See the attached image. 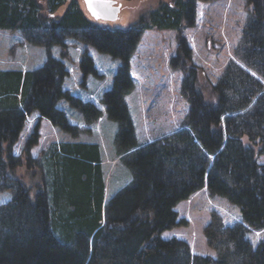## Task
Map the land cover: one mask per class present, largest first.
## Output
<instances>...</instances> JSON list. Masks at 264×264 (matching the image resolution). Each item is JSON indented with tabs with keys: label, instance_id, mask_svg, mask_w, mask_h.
Here are the masks:
<instances>
[{
	"label": "trees",
	"instance_id": "16d2710c",
	"mask_svg": "<svg viewBox=\"0 0 264 264\" xmlns=\"http://www.w3.org/2000/svg\"><path fill=\"white\" fill-rule=\"evenodd\" d=\"M197 1L162 0L127 28H112L94 21L78 0H0V28L21 30L47 51L38 75L0 69V191L12 195L0 204V264H264V238L255 245L248 236L250 228L264 229V0H248L236 49L242 63L229 64L204 91L180 33V52L171 60L184 73L189 102L180 128L139 144L124 101L133 88L130 57L143 31H182L194 23ZM70 38L122 60L102 100L119 122L116 146L130 175L108 200L100 144L55 141L37 160L31 148L40 123L25 156L42 178L33 189L17 174L22 160L14 146L27 115L37 109L61 131L79 128L57 106L74 96L63 88L67 69L52 49H66ZM82 66L97 74L91 57L84 55ZM76 100L89 123L102 116L95 102ZM204 186L236 204L242 216L229 223L210 212L203 231L215 255L195 254L187 240L162 236L187 224L176 206Z\"/></svg>",
	"mask_w": 264,
	"mask_h": 264
},
{
	"label": "rangeland",
	"instance_id": "374dc122",
	"mask_svg": "<svg viewBox=\"0 0 264 264\" xmlns=\"http://www.w3.org/2000/svg\"><path fill=\"white\" fill-rule=\"evenodd\" d=\"M78 1L90 16L85 0ZM116 1L114 5L121 3L116 18H94V21L101 26L127 28L162 0ZM247 20L248 0H198L194 23L184 27L182 31L157 28L143 31L130 57L129 74L133 88L124 97L139 144L169 134L186 122L189 102L182 92L184 73L180 67L171 64L173 56L180 52V33L192 62L200 69L198 81L204 91L208 82L218 81L229 64L242 63L237 57L236 49ZM52 54L65 64L67 74L63 78V88L74 96L69 100L60 99L57 106L79 128L71 132L54 128L37 109L27 115L17 146L15 144L16 148L14 146V153L22 160L17 174L31 183L33 189L42 178L40 168L36 164L28 165L25 156L27 141L36 123H40L38 143L31 148V156L37 160L48 149L46 144L54 139L96 140L100 143L105 170V197L108 200L127 182L130 174L128 166L120 159L116 146L119 122L107 115L106 105L102 100L106 90L113 87L122 60L73 38L67 40L66 49L57 46L52 49ZM84 55L91 57L97 74L85 72L82 66ZM46 60L47 51L44 46L28 42L21 30L0 28V69L38 70ZM38 73L39 70L36 75ZM78 97L95 102L102 109V116L89 123L86 114L78 109ZM260 161L264 162V155L260 156ZM11 197L9 191H0V204ZM176 209L179 218L185 219L187 224L165 230L162 236H176L187 240L195 254L215 255V250L207 244L203 231L212 210L219 211L229 223L242 219L240 208L236 204L223 196L212 195L206 186L179 202ZM248 236L257 245L264 238V229L250 228Z\"/></svg>",
	"mask_w": 264,
	"mask_h": 264
},
{
	"label": "water",
	"instance_id": "95a60500",
	"mask_svg": "<svg viewBox=\"0 0 264 264\" xmlns=\"http://www.w3.org/2000/svg\"><path fill=\"white\" fill-rule=\"evenodd\" d=\"M86 7L94 18H116L120 11L121 3L114 5L116 0H85Z\"/></svg>",
	"mask_w": 264,
	"mask_h": 264
},
{
	"label": "crops",
	"instance_id": "0c3cea01",
	"mask_svg": "<svg viewBox=\"0 0 264 264\" xmlns=\"http://www.w3.org/2000/svg\"><path fill=\"white\" fill-rule=\"evenodd\" d=\"M46 120H48V119H46ZM49 121V120H48ZM50 122V121H49ZM51 123V122H50ZM52 124V123H51ZM53 125V124H52ZM54 126V125H53ZM54 128H57V127H55L54 126ZM55 141H59V139L57 140V139H54V140H51V142L50 143H48V145L46 144V148H48L47 146H49L50 144H52L53 142H55ZM92 141H96V140H92ZM96 142H98V141H96ZM99 143V142H98ZM100 144V143H99ZM16 146H17V144H16ZM16 146H15V148H16ZM100 148H101V155H102V146L100 145ZM103 170H104V165H103ZM104 175H105V170H104ZM128 175H130V174H128ZM116 185H118V184H116Z\"/></svg>",
	"mask_w": 264,
	"mask_h": 264
}]
</instances>
